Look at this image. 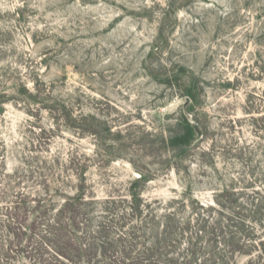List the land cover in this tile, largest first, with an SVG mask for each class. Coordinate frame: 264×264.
<instances>
[{
    "label": "rangeland",
    "instance_id": "374dc122",
    "mask_svg": "<svg viewBox=\"0 0 264 264\" xmlns=\"http://www.w3.org/2000/svg\"><path fill=\"white\" fill-rule=\"evenodd\" d=\"M262 186L264 0H0V264H264Z\"/></svg>",
    "mask_w": 264,
    "mask_h": 264
},
{
    "label": "trees",
    "instance_id": "16d2710c",
    "mask_svg": "<svg viewBox=\"0 0 264 264\" xmlns=\"http://www.w3.org/2000/svg\"><path fill=\"white\" fill-rule=\"evenodd\" d=\"M193 129H191L190 127H187L185 132L181 136L172 138L170 141L171 146L172 147L180 146V145L189 146L192 139L194 138L195 131L198 134V130L195 129L194 131ZM138 179L139 180L143 179V177L140 176ZM253 194L256 195V198L255 199L253 198V201L251 202V206L253 208L252 211L248 215H243L241 213H236L234 211V214L232 215V217H234L237 220L236 223L241 224V225H244L246 222H248V220H252V222L257 224L263 230V232L260 233L259 235H264V186H262L259 189V191L254 190ZM238 235H239V240L237 239L235 244H232L233 245L232 248H234L233 251L242 252L240 253V255L242 256H252L253 255V253H250V251H247V252L242 251L244 250L243 248H246V247L257 248L259 246H263L262 243L257 244L254 241V239L250 238V237H259V235L257 236L256 234H253L251 231L247 232L246 234L243 231H240L238 232ZM241 237H243V239H241ZM64 238L66 237H61V239H64ZM241 242L246 245H242ZM251 243H254V244H251ZM252 257L249 258V261L246 264L255 263ZM227 259L230 260L229 258ZM221 262H223V260H221ZM222 264H228V262H226L225 260Z\"/></svg>",
    "mask_w": 264,
    "mask_h": 264
}]
</instances>
